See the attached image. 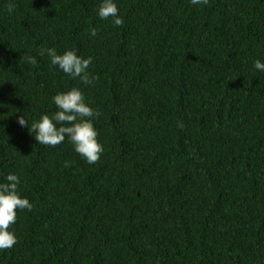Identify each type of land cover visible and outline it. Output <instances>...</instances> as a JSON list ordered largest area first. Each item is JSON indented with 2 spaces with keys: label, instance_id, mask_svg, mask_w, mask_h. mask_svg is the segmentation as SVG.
Segmentation results:
<instances>
[{
  "label": "trees",
  "instance_id": "trees-1",
  "mask_svg": "<svg viewBox=\"0 0 264 264\" xmlns=\"http://www.w3.org/2000/svg\"><path fill=\"white\" fill-rule=\"evenodd\" d=\"M101 2L0 0V182L32 204L0 264H264V0H114L122 27ZM41 47L91 56L98 79ZM73 87L101 113L96 164L17 122Z\"/></svg>",
  "mask_w": 264,
  "mask_h": 264
},
{
  "label": "clouds",
  "instance_id": "clouds-1",
  "mask_svg": "<svg viewBox=\"0 0 264 264\" xmlns=\"http://www.w3.org/2000/svg\"><path fill=\"white\" fill-rule=\"evenodd\" d=\"M193 5H209V0H191ZM15 10V4L8 5V12ZM98 15L101 19H112L114 26H123L124 20L119 15V8L114 0H102L98 7ZM90 34L95 36L97 30L90 29ZM41 57L47 55L50 63L57 66L63 73L85 85H91L98 77L93 76L89 71L92 64V57L82 58L73 50H65L58 53L55 48L39 49ZM30 64H36L35 57H26ZM254 68L264 71V63L259 59L254 62ZM53 102L58 109L51 117L42 115L39 120L34 121L30 126L28 120L22 115L17 117L21 127H27L29 133L35 132L37 143L56 147L69 139L74 150L82 156L87 163L96 164L100 161L104 149L97 140L98 132L93 125V119L98 118L101 113L91 108L84 99V94L79 88L73 87L65 92L53 96ZM178 127L183 128L179 122ZM72 162L66 161L64 167H70ZM19 177L8 174L5 182H0V251L13 248L17 243V237L10 231L12 225L17 221L18 210L32 209L29 200L23 197L18 189Z\"/></svg>",
  "mask_w": 264,
  "mask_h": 264
}]
</instances>
